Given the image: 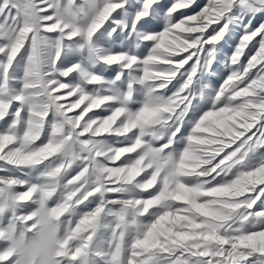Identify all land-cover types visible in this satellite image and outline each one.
<instances>
[{
	"label": "snow or ice",
	"instance_id": "snow-or-ice-1",
	"mask_svg": "<svg viewBox=\"0 0 264 264\" xmlns=\"http://www.w3.org/2000/svg\"><path fill=\"white\" fill-rule=\"evenodd\" d=\"M264 264V0H0V264Z\"/></svg>",
	"mask_w": 264,
	"mask_h": 264
},
{
	"label": "clouds",
	"instance_id": "clouds-1",
	"mask_svg": "<svg viewBox=\"0 0 264 264\" xmlns=\"http://www.w3.org/2000/svg\"><path fill=\"white\" fill-rule=\"evenodd\" d=\"M53 247V238H40L35 244L25 243V251L30 264H47Z\"/></svg>",
	"mask_w": 264,
	"mask_h": 264
}]
</instances>
